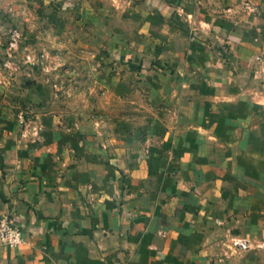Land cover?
Segmentation results:
<instances>
[{
	"label": "crops",
	"instance_id": "0c3cea01",
	"mask_svg": "<svg viewBox=\"0 0 264 264\" xmlns=\"http://www.w3.org/2000/svg\"><path fill=\"white\" fill-rule=\"evenodd\" d=\"M71 1L122 5L134 60L197 74L199 144L164 159L121 147L114 129L106 142L97 121L38 141L61 129L53 116L32 145L0 136L13 150L0 153V218L24 226L21 245L0 243V264H264V0Z\"/></svg>",
	"mask_w": 264,
	"mask_h": 264
},
{
	"label": "rangeland",
	"instance_id": "374dc122",
	"mask_svg": "<svg viewBox=\"0 0 264 264\" xmlns=\"http://www.w3.org/2000/svg\"><path fill=\"white\" fill-rule=\"evenodd\" d=\"M107 5L0 0L4 145L63 144L69 140L68 128L97 121L104 140L111 142L114 129L121 147L145 146L164 159L197 151L194 127L202 118L196 116L205 108L197 74L171 64L146 69L134 60L124 39L129 32L124 7L116 5L112 13ZM51 116L48 124L61 129L39 137L35 128ZM53 154L56 158L60 152Z\"/></svg>",
	"mask_w": 264,
	"mask_h": 264
},
{
	"label": "built area",
	"instance_id": "2783aa9c",
	"mask_svg": "<svg viewBox=\"0 0 264 264\" xmlns=\"http://www.w3.org/2000/svg\"><path fill=\"white\" fill-rule=\"evenodd\" d=\"M247 9L256 11L255 7L247 6ZM24 242V226L21 221L13 216L6 215L0 218V243L10 247H16ZM238 245L246 248L245 242H238Z\"/></svg>",
	"mask_w": 264,
	"mask_h": 264
}]
</instances>
